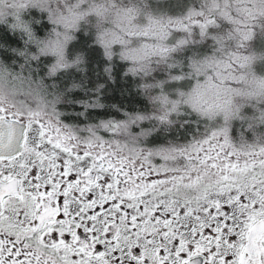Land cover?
Here are the masks:
<instances>
[{
    "label": "snow or ice",
    "instance_id": "obj_1",
    "mask_svg": "<svg viewBox=\"0 0 264 264\" xmlns=\"http://www.w3.org/2000/svg\"><path fill=\"white\" fill-rule=\"evenodd\" d=\"M0 264H264V0H0Z\"/></svg>",
    "mask_w": 264,
    "mask_h": 264
}]
</instances>
